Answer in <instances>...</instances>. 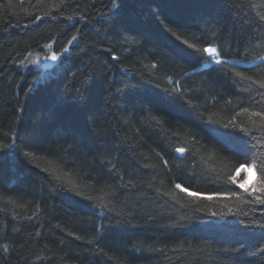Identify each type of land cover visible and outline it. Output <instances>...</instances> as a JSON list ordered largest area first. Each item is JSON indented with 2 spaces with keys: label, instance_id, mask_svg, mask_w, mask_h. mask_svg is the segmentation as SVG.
<instances>
[{
  "label": "trees",
  "instance_id": "obj_1",
  "mask_svg": "<svg viewBox=\"0 0 264 264\" xmlns=\"http://www.w3.org/2000/svg\"><path fill=\"white\" fill-rule=\"evenodd\" d=\"M261 57L264 0H0V264H264Z\"/></svg>",
  "mask_w": 264,
  "mask_h": 264
},
{
  "label": "snow or ice",
  "instance_id": "obj_2",
  "mask_svg": "<svg viewBox=\"0 0 264 264\" xmlns=\"http://www.w3.org/2000/svg\"><path fill=\"white\" fill-rule=\"evenodd\" d=\"M73 39H75V37H73ZM65 51H67V49H65ZM204 51L206 53H208L209 56H211L214 59L215 63H217V64L222 63V60L219 58L216 48L207 47L204 49ZM52 59L55 60V59H57V57L55 55H53ZM261 59H264V57H261ZM261 87H264V84H261ZM177 151L182 153L184 151V149L180 148V149H177ZM248 166L251 168H259L260 172L264 173V165H262V164H257L255 162H253V163H249ZM229 180L232 181L233 183H236V176L235 175L230 176ZM176 187L178 189H180L181 191L188 192V189L187 188H181L180 184H176ZM239 187L244 188L245 192H247L249 195H252L255 193L256 195L254 196V200L257 203L264 204V177H258L257 181L253 184L251 189L245 187V185L243 183L239 184ZM232 194L236 195V193H232ZM188 195L196 196V195H198V193L188 192ZM210 198L211 197H209V199ZM259 226L264 228V224H260Z\"/></svg>",
  "mask_w": 264,
  "mask_h": 264
},
{
  "label": "rangeland",
  "instance_id": "obj_3",
  "mask_svg": "<svg viewBox=\"0 0 264 264\" xmlns=\"http://www.w3.org/2000/svg\"><path fill=\"white\" fill-rule=\"evenodd\" d=\"M52 54H54V52L48 53L45 56L44 62L42 63L43 66L50 65L51 62L53 63V61L50 59ZM210 58L212 60H214L211 56H210ZM34 64L35 63L33 62V60H29L27 62V66L34 65ZM237 174H238V176L237 175L236 176H237L238 184L243 183L245 185V187H247V188L252 187L256 181L254 169L251 167H241L240 170L237 171Z\"/></svg>",
  "mask_w": 264,
  "mask_h": 264
},
{
  "label": "water",
  "instance_id": "obj_4",
  "mask_svg": "<svg viewBox=\"0 0 264 264\" xmlns=\"http://www.w3.org/2000/svg\"><path fill=\"white\" fill-rule=\"evenodd\" d=\"M210 46H213V47L215 48V45H214V44H212V45H210ZM53 55H54V54L51 55L50 59H51L53 62H56L57 59H55V60L52 59V56H53ZM209 57H210V56H209ZM177 153H179L180 155H182V154L184 153V151H183L182 153L177 151Z\"/></svg>",
  "mask_w": 264,
  "mask_h": 264
},
{
  "label": "bare ground",
  "instance_id": "obj_5",
  "mask_svg": "<svg viewBox=\"0 0 264 264\" xmlns=\"http://www.w3.org/2000/svg\"><path fill=\"white\" fill-rule=\"evenodd\" d=\"M209 47H213V46H209Z\"/></svg>",
  "mask_w": 264,
  "mask_h": 264
}]
</instances>
